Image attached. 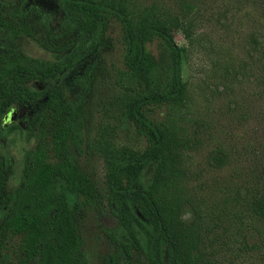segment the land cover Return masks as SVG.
I'll list each match as a JSON object with an SVG mask.
<instances>
[{
    "label": "trees",
    "instance_id": "obj_1",
    "mask_svg": "<svg viewBox=\"0 0 264 264\" xmlns=\"http://www.w3.org/2000/svg\"><path fill=\"white\" fill-rule=\"evenodd\" d=\"M30 2L62 18L55 32L46 28L48 45L41 46L55 58L45 61L26 55L18 44L21 35L32 36L25 20L0 16V145L18 129L9 120L17 105L25 106L28 132L37 139L23 156L13 189L0 150V264H88L77 221L99 194L78 157L88 147L85 103L111 19L120 24L125 69L115 75L120 93L114 109L134 121L147 146L137 152L113 149L104 135L95 141L94 150L107 163L108 205L117 223L107 230L113 252L105 264H215L199 224L182 220L186 199L178 143L148 117L184 95L181 49L173 37L182 30L190 38L186 15L126 0H24V7ZM153 40L159 43L157 57L146 49ZM68 86L81 88L76 101L66 97ZM250 207L263 217L264 196L252 197ZM5 247L11 252H2Z\"/></svg>",
    "mask_w": 264,
    "mask_h": 264
},
{
    "label": "rangeland",
    "instance_id": "obj_2",
    "mask_svg": "<svg viewBox=\"0 0 264 264\" xmlns=\"http://www.w3.org/2000/svg\"><path fill=\"white\" fill-rule=\"evenodd\" d=\"M126 1L134 7L154 5L157 11L179 17L183 12L190 26L189 39L182 30L173 37L181 49L184 95L174 105L148 113L163 135L178 143L177 166L186 199L182 220L199 224L203 242L214 248L208 249L215 264H264V216L250 207L252 197L264 196V0ZM32 2L24 7V0H0V16L25 20L32 36H20L21 50L32 58L52 61L54 54L41 44L48 45L46 28L55 32L62 14ZM3 35L0 28V41ZM104 43L100 71L85 103L88 147L78 157L99 194L77 221L88 264H105L113 252L107 230L117 225L108 205L107 163L94 150L95 141L104 135L113 149L137 152L147 146L134 121L114 109V98L120 93L115 75L125 72L121 28L115 19L109 21ZM146 49L157 57L158 41L147 43ZM81 92L78 86H68L65 95L76 101ZM26 115L25 106L11 109L13 120H9L18 129L0 145L10 169L9 189L19 184L23 156L37 142L35 134L28 132Z\"/></svg>",
    "mask_w": 264,
    "mask_h": 264
},
{
    "label": "water",
    "instance_id": "obj_3",
    "mask_svg": "<svg viewBox=\"0 0 264 264\" xmlns=\"http://www.w3.org/2000/svg\"><path fill=\"white\" fill-rule=\"evenodd\" d=\"M10 120L12 121L13 119L10 117Z\"/></svg>",
    "mask_w": 264,
    "mask_h": 264
}]
</instances>
